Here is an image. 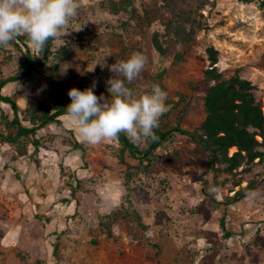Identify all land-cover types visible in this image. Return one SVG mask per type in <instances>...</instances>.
Listing matches in <instances>:
<instances>
[{"label":"rangeland","instance_id":"rangeland-1","mask_svg":"<svg viewBox=\"0 0 264 264\" xmlns=\"http://www.w3.org/2000/svg\"><path fill=\"white\" fill-rule=\"evenodd\" d=\"M75 2L68 33L51 39L52 62L1 90L24 97L30 114L70 100L73 87L94 85L107 97L108 65L140 53L144 68L126 82L133 96L159 85L167 99L158 127L192 130L205 116L210 45L225 76L239 72L252 81L264 111V12L257 3ZM22 59L15 40L0 47V79L19 77ZM12 118L0 103V264H264V162L238 175L241 185L258 183L230 202L238 187L208 169L209 153L188 136L174 134L149 164H139L116 140L82 141L66 116L62 126L27 136H15Z\"/></svg>","mask_w":264,"mask_h":264},{"label":"trees","instance_id":"trees-1","mask_svg":"<svg viewBox=\"0 0 264 264\" xmlns=\"http://www.w3.org/2000/svg\"><path fill=\"white\" fill-rule=\"evenodd\" d=\"M242 1L255 2L264 12V0ZM15 41L22 48L23 59L18 68L20 75L0 79V103L7 104L12 109L13 118L10 124L15 136L35 134L52 124L62 126L60 118L66 116L64 107L70 102L67 98L56 99L39 114L34 115L27 109L24 110L27 105L24 97L14 99L1 93L7 83L19 78H32L33 73L41 71L46 64L52 62L51 39L42 53L31 49L26 36L21 35ZM154 46L161 51L157 39H154ZM205 53L208 66L203 71V77L210 85L204 97L205 116L196 128L190 130L180 126L157 127L154 129L156 140L149 141L144 148L130 142L123 133L115 140L122 154L127 153L139 164L144 161L149 164L154 152L174 134L188 136L209 153L208 169L214 172L216 177L229 175L230 177L224 180L230 179L233 181V187H238L229 197L232 202L241 199L257 186V179H251L241 185L242 177L238 175L248 173L255 165L264 162V111L262 103L255 96L257 88L251 80L241 77L239 72L225 76L217 66L219 52L214 46H208ZM35 144L38 145L37 141ZM221 225L223 226V217Z\"/></svg>","mask_w":264,"mask_h":264},{"label":"clouds","instance_id":"clouds-1","mask_svg":"<svg viewBox=\"0 0 264 264\" xmlns=\"http://www.w3.org/2000/svg\"><path fill=\"white\" fill-rule=\"evenodd\" d=\"M76 11L75 0H0V47H9L23 35L42 53L50 39H61L68 33ZM144 63L143 55L135 53L108 65L112 75L106 81L107 97L97 96L94 85L68 90L66 119L82 141L96 145L115 140L121 133L133 144L156 140L154 129L166 108V92L153 85L149 92L133 96L126 84L140 75Z\"/></svg>","mask_w":264,"mask_h":264}]
</instances>
